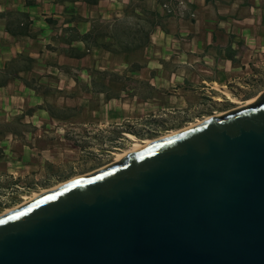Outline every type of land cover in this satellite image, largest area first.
I'll return each instance as SVG.
<instances>
[{"label":"water","instance_id":"1","mask_svg":"<svg viewBox=\"0 0 264 264\" xmlns=\"http://www.w3.org/2000/svg\"><path fill=\"white\" fill-rule=\"evenodd\" d=\"M0 264H264V91L0 216Z\"/></svg>","mask_w":264,"mask_h":264},{"label":"rangeland","instance_id":"2","mask_svg":"<svg viewBox=\"0 0 264 264\" xmlns=\"http://www.w3.org/2000/svg\"><path fill=\"white\" fill-rule=\"evenodd\" d=\"M179 1L183 0H171L176 10L172 18L179 29L165 21L168 35L154 36L144 51L147 69L131 75L133 81L124 83L126 88L120 97L107 102L100 95L91 99L78 89L89 83V69L116 72L124 69L122 63L111 60L108 54L91 52L81 60L68 61L54 51L45 48L40 51L48 42L58 46L50 40L53 31L47 26L35 27L34 30L43 32L37 41L7 43L0 38V66L11 58L14 50L30 54L38 59L37 84L43 88L34 93L19 81H13L0 90V133L4 132L0 134V213L24 202V196L112 163L115 153L128 150L130 136L138 140L155 139L197 119L234 108L224 91L240 100L264 91V75L251 78L252 83L242 84L241 88L231 82L230 90L200 85L196 78L201 74L200 44L205 45L207 34L215 32L218 24L229 22L221 16L236 8L227 6L225 0L218 2L217 9L213 8L217 3L213 0V7L203 9L190 21L177 11L178 7L185 8L184 3L177 5ZM117 2L118 7L121 3ZM102 5L103 12L106 7ZM224 28H228L227 24ZM10 45L12 51L8 49ZM252 60L250 57L249 62ZM188 70L190 87L178 90L176 76H187ZM249 72L246 68L234 74L247 77L243 74ZM201 86L206 89L200 90ZM44 103L69 108L71 117L65 121L50 119L39 109ZM28 111L31 113L25 115ZM16 118L19 120L14 121ZM3 124H9L7 130L18 133L5 132Z\"/></svg>","mask_w":264,"mask_h":264},{"label":"trees","instance_id":"3","mask_svg":"<svg viewBox=\"0 0 264 264\" xmlns=\"http://www.w3.org/2000/svg\"><path fill=\"white\" fill-rule=\"evenodd\" d=\"M76 2H82L89 6L98 4V0H54L53 3L63 5V20L59 24L58 20L45 19L48 29L55 32L50 40L58 43L57 47L46 44L45 49L74 60H81L91 52L106 53L111 60L122 63L124 69L121 72L89 69V83L78 89L82 93L90 95L91 99L99 95L106 102L118 99L120 92L126 88L124 83L133 81L131 75L139 74L146 68L144 51L150 43V35L157 27L166 31L164 22L174 17L175 4L171 0H160L159 4L164 12L161 14L148 7L146 0H130L123 7L120 19H113L109 22H101L99 19L90 20V29L82 33L79 31V25L88 20L78 14L74 7ZM181 2L184 3L185 10L180 14L185 17L188 15V11L185 2ZM209 2L211 1L206 0V3ZM31 4L26 3V7ZM190 16L194 17L193 14ZM0 23L4 25L6 33L16 40L27 38L37 41L39 37L38 33L29 30L32 21L26 11L11 10L0 13ZM38 63V59L26 52H20L7 59L0 66V88L7 86L10 82L19 81L26 89L39 93L43 88L37 84L38 76L35 67ZM51 65L57 67L55 64ZM44 94V92L41 93L42 96ZM39 107L53 120L65 121L71 117L68 114L69 108H60L49 103H44ZM30 113L31 111H28L25 115ZM17 120L19 118L14 121ZM8 125H2L6 129L5 132L18 133L16 130H7Z\"/></svg>","mask_w":264,"mask_h":264},{"label":"crops","instance_id":"4","mask_svg":"<svg viewBox=\"0 0 264 264\" xmlns=\"http://www.w3.org/2000/svg\"><path fill=\"white\" fill-rule=\"evenodd\" d=\"M1 1L3 3H1ZM53 1L54 0H0V13H6L11 10L26 11L32 21L29 30L33 31L37 25L40 29H43L47 26L45 23V19L47 18L58 20L59 24L62 23L63 5L55 4ZM119 1L121 4L118 7L116 6L118 5L117 0H98V4L95 6H89L82 2H76L74 7L76 8L78 14L88 20L86 23L79 25V31L82 33L88 31L90 29V20L93 19H99L101 22H109L113 19H120L122 17V8H120V6H126L130 0ZM159 1L160 0H146L148 7L163 14L164 12L160 7ZM183 1L185 2L188 11V15L184 17V20L191 21V14L198 17L203 9L213 7V0H210L211 2L209 3H206V0ZM221 1L224 0H217V3L213 8L217 9L216 5H218V2ZM26 3L32 4L26 7ZM102 3H104V6L106 7L103 9V12L100 9V7L103 6ZM225 3L227 6L236 8V10L232 13L230 12L227 15L223 14V16H221L222 19L229 21L226 23L228 28H224V25L226 24L225 21H223L224 24H218L215 32L213 31L210 34H207L205 45L202 43L200 44L203 46L202 51L199 53L201 61L199 68L201 70L198 71L201 74L196 75L200 85H207L208 87L212 86L214 88L217 86L219 87V90L220 88L230 90L228 85L231 82H234L241 88L242 84L245 85L247 83H252L251 78L264 75V0H225ZM110 7H112V9H110ZM94 8L99 9V11H94ZM218 13H220L219 10ZM166 22L170 25H175L177 30L179 29V24L174 18L171 17ZM166 22H164V24ZM165 30L166 31H163L158 27L155 28L150 35L149 44L152 43L154 36H163L164 34L168 35L169 32L166 26ZM33 32L40 35L39 29L34 30ZM219 33L222 34V36L219 35ZM51 35L54 36L55 32L53 31ZM0 38H4L7 43H17L22 40L31 41L27 38L16 40L10 37V35H8L4 30V25L1 23ZM47 44L50 43L48 42ZM44 48L45 46H43L40 51H44ZM8 49L9 51H12L11 45ZM20 52L21 51L19 50H14L10 57H14ZM250 57L253 59L252 62H249ZM67 60L72 61L74 59ZM220 68L223 69L221 70ZM246 68L250 69L249 74H243L247 75V77L235 76V71H245ZM142 72L143 70L141 73ZM149 73L150 72H148L147 75H149ZM187 73V76H180V78L176 76L178 90H185L190 87L191 80L189 70ZM227 77L228 81H226ZM150 85L153 86L152 82H150ZM7 86L0 88V90H4ZM204 89L206 88L201 86L200 90ZM148 100L149 99H146L145 101Z\"/></svg>","mask_w":264,"mask_h":264},{"label":"bare ground","instance_id":"5","mask_svg":"<svg viewBox=\"0 0 264 264\" xmlns=\"http://www.w3.org/2000/svg\"><path fill=\"white\" fill-rule=\"evenodd\" d=\"M215 87L218 88L217 86H215ZM214 89H215V88H214ZM260 93H261V92H260ZM260 93L256 94V95L253 96V97H250V98H248V99H246V100H240V99H237V98H234V97L230 96V93H229V92L224 91L223 94L228 98V100H229L231 103L235 104V107H234V108L229 109V110H227V111H225V112L215 113V114H213V115H209V116H205V117H203V118L197 119V120H195V121H193V122L188 123L187 125H185L184 127L180 128V129H178V130L170 131V132H168V133L162 135L161 137H158V138H155V139H151V140H150V139H147V140H138L136 137L130 136V141H131V143H130V147L128 148V150H124V151H122V152H120V153H115V154H114L115 158H114V160H113L112 163H110V164H108V165H106V166H104V167H102V168H99V169L93 170V171H91V172H88V173H85V174H81V175H78V176L72 177L71 179H69V180H67V181H65V182L59 183L58 185H56V186L53 187V188H49V189H46V190H42V191L39 192V193H33L31 196H24V197H23L24 202H22L21 204L15 206V207H13V208L6 209L5 211H3V212L0 213V216H3V215H5V214H8V213H10V212H12V211H14V210H16V209H18V208L24 206L25 204H27V203L31 202L32 200H34L35 198H37L38 196H40V195H42V194H44V193L50 192V191H52V190H55L57 187H59V186L62 185V184H65V183H67V182H69V181H72V180H75V179H77V178H81V177L89 176V175H91V174H93V173H95V172H98V171H100V170H103V169H105V168H107V167H109V166H111V165H113V164H115V163L121 161V160H122L123 158H125L128 154L140 150L141 148H143V147H144L145 145H147V144H150V143H152V142H155V141H158V140H161V139L167 138V137H169V136H172V135H174V134H176V133H178V132H180V131H182V130H184V129H187V128H190V127H193V126H195V125H197V124H200V123H202L203 121H206V120H208V119H210V118H214V117H216V116H219V115H222V114H225V113H228V112H231V111H234V110L240 109V108H242V107H244V106H246V105L252 104L253 102H255L257 96H258Z\"/></svg>","mask_w":264,"mask_h":264},{"label":"built area","instance_id":"6","mask_svg":"<svg viewBox=\"0 0 264 264\" xmlns=\"http://www.w3.org/2000/svg\"><path fill=\"white\" fill-rule=\"evenodd\" d=\"M183 3L181 2V1H179L178 3H177V5L178 6H180V5H182ZM183 7H185V6H183ZM185 10V8H183L182 10H180V8L178 7V12L180 13V12H182V11H184Z\"/></svg>","mask_w":264,"mask_h":264}]
</instances>
